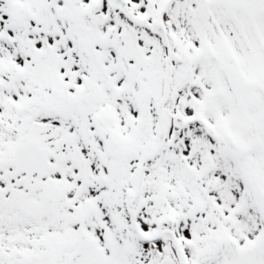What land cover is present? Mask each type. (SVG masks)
Returning a JSON list of instances; mask_svg holds the SVG:
<instances>
[{"label":"snow or ice","instance_id":"obj_1","mask_svg":"<svg viewBox=\"0 0 264 264\" xmlns=\"http://www.w3.org/2000/svg\"><path fill=\"white\" fill-rule=\"evenodd\" d=\"M0 264H264V0H0Z\"/></svg>","mask_w":264,"mask_h":264}]
</instances>
